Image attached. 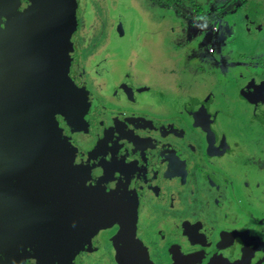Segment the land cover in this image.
I'll return each instance as SVG.
<instances>
[{
    "label": "flooded vegetation",
    "instance_id": "1",
    "mask_svg": "<svg viewBox=\"0 0 264 264\" xmlns=\"http://www.w3.org/2000/svg\"><path fill=\"white\" fill-rule=\"evenodd\" d=\"M131 2L110 0L103 23L89 25L87 0H0V264H38L24 210L21 219L9 194L30 193L49 169L53 196L64 178L91 188L78 207L83 264H264V153L234 161L264 139V70H242L228 85L237 95L220 86L232 103L227 115L209 94H178L148 72L155 31L150 25L148 39L143 21L131 26L133 10L140 13ZM242 15L248 40L260 37L250 49L263 51L264 3ZM110 23L111 44L95 59L96 28ZM246 75L253 80L243 86ZM58 92L69 104L55 107L62 131L50 134L41 101ZM248 103L258 109L247 122ZM237 122L239 130L230 126ZM79 152L87 159L76 169ZM217 157L239 170L227 172Z\"/></svg>",
    "mask_w": 264,
    "mask_h": 264
},
{
    "label": "rangeland",
    "instance_id": "2",
    "mask_svg": "<svg viewBox=\"0 0 264 264\" xmlns=\"http://www.w3.org/2000/svg\"><path fill=\"white\" fill-rule=\"evenodd\" d=\"M87 1L90 3L89 11L93 13V16L88 17L87 23L94 25L96 23L95 17L101 21L100 23H103L102 18L105 19L104 13L107 14L108 12L110 0ZM116 2L117 0H115ZM76 3L73 2L71 6L73 7ZM131 3L140 12L136 13L133 10L131 26H138L139 29H142L143 21V26L146 25L149 28L147 30L148 39L151 32L150 25L155 31L149 45V51L153 54L152 64L144 62L148 72L152 74L155 80L162 81L178 94H191L200 97H208L207 94H209L211 101L217 102L216 110H223L221 114L227 115L229 113L228 108L232 106V103L224 98L223 87L224 90L234 91V94L237 95L235 90L228 89V85H236L237 80L244 75L242 70H247L246 73L256 69L260 72L264 70V67H257L258 58L264 60V50L258 49L255 52L250 49V44L260 37L258 35L253 41L249 37L252 43L248 40L246 36L248 31L241 28L246 27L247 20L244 19V15L240 16L245 14L246 9L251 7V4L258 3V9L263 7L264 0H180L179 3H172L169 0L164 2L159 0H132ZM257 12L255 13L256 16ZM96 29L102 36L96 42L98 46H101L90 48L92 50L91 55L93 58L95 56V59L103 53L105 47L110 46L114 24L99 25ZM132 31L134 28H131V37ZM144 37L142 36L140 39L138 34L137 41L142 40L140 43L146 44L147 40L143 39ZM103 38H108V40L103 42ZM262 40L264 42V38ZM122 67L123 63L117 61L115 68L118 69V72L121 73ZM250 80L253 78L246 75L239 83L244 86ZM231 82L232 84H230ZM254 82L260 84V78L255 76ZM221 85L223 87H220ZM56 89L60 91L59 86ZM59 97V92L58 97L54 94L52 100L55 101V104L53 107L51 106L53 102L49 101L50 98H42L43 101H41V105L47 106V110L44 109V112L50 116L45 126L46 131L50 134H60L62 131L58 122L60 113L55 107L60 103L63 107H67L69 104V99L65 97L60 99ZM220 100H223L222 103H219ZM246 107L250 108L248 111H244L247 116L245 120L248 122L255 115L258 107H254L252 104ZM262 107L260 106V110ZM57 114L59 115L57 116ZM262 115L264 117V114ZM262 115L257 118L258 120L256 119L255 124L263 120ZM223 119L224 117H222V122ZM230 126L237 127L238 130L242 128L239 122ZM256 128L258 129V127ZM248 144L254 143L249 142ZM41 151L44 155L47 154L48 147L41 144ZM262 151L264 153V139L260 143L258 139L254 146L249 149L246 148L245 152L243 151L244 154L239 152V156L234 161L238 160L242 163L245 158H249V155H256V153L259 155ZM84 154L79 152L74 155L77 160L76 169H80L82 163L87 159L86 154L85 157ZM65 158L72 160V157L68 155ZM228 159L227 157L224 159L217 157L214 159V163H217L224 170L226 169L227 172L236 173L239 170L238 167L232 163L229 164ZM247 162L249 163V159ZM51 170L42 171L39 174V178L30 193L20 197L9 194V200L16 205L19 217H21V210L25 211L27 223L24 231L27 244L32 258L37 260L38 264H83V259L78 256V251L84 248L88 242H85L87 241L85 236L79 234L81 210L78 207L85 199V195L92 192L90 191L91 188L86 184L78 183L73 178H64L63 182L59 184V194L57 193V197L53 196L57 186H54V190L51 191L49 178L46 174ZM3 186L4 183L0 185V189ZM55 202L59 204L58 208L61 214L59 220H56Z\"/></svg>",
    "mask_w": 264,
    "mask_h": 264
},
{
    "label": "trees",
    "instance_id": "3",
    "mask_svg": "<svg viewBox=\"0 0 264 264\" xmlns=\"http://www.w3.org/2000/svg\"><path fill=\"white\" fill-rule=\"evenodd\" d=\"M173 1H178V0H173ZM252 13H254V12H252ZM252 19L255 20V19H256V15L253 16ZM253 20H252V21H253ZM254 23H256V22H254Z\"/></svg>",
    "mask_w": 264,
    "mask_h": 264
},
{
    "label": "water",
    "instance_id": "4",
    "mask_svg": "<svg viewBox=\"0 0 264 264\" xmlns=\"http://www.w3.org/2000/svg\"><path fill=\"white\" fill-rule=\"evenodd\" d=\"M21 214H22V211H21ZM24 214H25V211H24ZM23 218V215H21V219ZM25 220H27V219H25Z\"/></svg>",
    "mask_w": 264,
    "mask_h": 264
}]
</instances>
